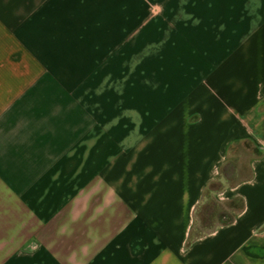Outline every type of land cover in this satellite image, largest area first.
Returning <instances> with one entry per match:
<instances>
[{"label":"crops","instance_id":"obj_1","mask_svg":"<svg viewBox=\"0 0 264 264\" xmlns=\"http://www.w3.org/2000/svg\"><path fill=\"white\" fill-rule=\"evenodd\" d=\"M81 2L0 0V264H264V157L219 195L244 199L235 222L189 243L229 145L264 148V0H178L165 98L108 117L88 89L42 86V17Z\"/></svg>","mask_w":264,"mask_h":264},{"label":"rangeland","instance_id":"obj_2","mask_svg":"<svg viewBox=\"0 0 264 264\" xmlns=\"http://www.w3.org/2000/svg\"><path fill=\"white\" fill-rule=\"evenodd\" d=\"M81 1L79 14L42 17V70L57 72L56 79H43L42 86L65 88L69 83L74 89H88L89 103L104 104L107 117L115 105L145 103L148 98L161 103L165 97L157 93L165 86V37L176 38L178 0ZM120 2L133 12L117 14ZM98 9L104 11L99 18L105 36L100 40L97 32L85 31ZM150 91L152 95H145ZM223 186L229 187L217 180L215 187ZM220 192L208 193L204 201L219 200Z\"/></svg>","mask_w":264,"mask_h":264},{"label":"trees","instance_id":"obj_3","mask_svg":"<svg viewBox=\"0 0 264 264\" xmlns=\"http://www.w3.org/2000/svg\"><path fill=\"white\" fill-rule=\"evenodd\" d=\"M264 157V148L252 140H238L229 145L226 160L220 169V180H224L229 188L238 187L254 179L253 163ZM217 181L212 182L208 193L222 194L226 187H215ZM219 189V190H218ZM206 194V196H207ZM245 201L242 197L216 200L208 198L196 212L195 224L191 233L194 238L210 234L219 226H228L235 222L236 217L245 210Z\"/></svg>","mask_w":264,"mask_h":264}]
</instances>
